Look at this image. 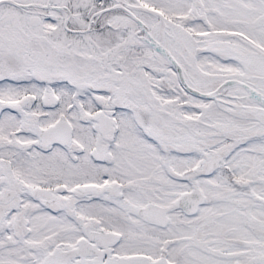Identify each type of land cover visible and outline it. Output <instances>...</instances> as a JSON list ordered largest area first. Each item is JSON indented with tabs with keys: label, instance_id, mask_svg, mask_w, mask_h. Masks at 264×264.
Here are the masks:
<instances>
[{
	"label": "snow or ice",
	"instance_id": "6c2138e0",
	"mask_svg": "<svg viewBox=\"0 0 264 264\" xmlns=\"http://www.w3.org/2000/svg\"><path fill=\"white\" fill-rule=\"evenodd\" d=\"M0 264H264V0H0Z\"/></svg>",
	"mask_w": 264,
	"mask_h": 264
}]
</instances>
